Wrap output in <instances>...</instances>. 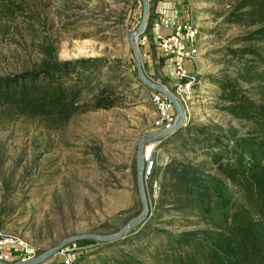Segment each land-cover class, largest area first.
<instances>
[{"label": "rangeland", "instance_id": "1", "mask_svg": "<svg viewBox=\"0 0 264 264\" xmlns=\"http://www.w3.org/2000/svg\"><path fill=\"white\" fill-rule=\"evenodd\" d=\"M239 1L146 0V43L138 45L141 69L180 104L183 122L145 146L153 147L146 156L152 167L144 168L143 177L147 217L112 242L68 244L63 250L72 264H153L181 237H227L225 217L240 194L212 156L246 170L260 153L253 126L222 111L219 98L221 82L248 88L237 79L245 58L235 52L246 46L262 49L239 41L256 27L228 24ZM142 16L141 0L0 1V80L65 71L83 103L92 104L101 92L116 103L75 115L59 128L0 110L4 263L30 261L68 237L117 233L141 214L138 145L145 135L170 128L177 116L173 106L160 128L153 98L167 97L138 79L129 38ZM185 23L196 29L198 55L186 62L188 76L180 83L171 62L156 49L154 34ZM6 237L13 242L1 244ZM59 253L38 264H63Z\"/></svg>", "mask_w": 264, "mask_h": 264}, {"label": "trees", "instance_id": "2", "mask_svg": "<svg viewBox=\"0 0 264 264\" xmlns=\"http://www.w3.org/2000/svg\"><path fill=\"white\" fill-rule=\"evenodd\" d=\"M227 21L256 27L239 41L258 43L262 48L246 46L235 52L245 58L237 79L248 86L247 89L234 83H219L221 110L253 126L260 153L246 170L227 162L223 164L217 154L212 156L218 171L240 194L225 217L227 237L216 241L181 237L170 242L153 264H264V0H240ZM68 77L61 71L22 73L2 79L0 110L11 116L38 117L53 128H59L75 115L116 106L113 97L104 92L92 104L83 103L80 89L68 84ZM110 264L142 263L122 260Z\"/></svg>", "mask_w": 264, "mask_h": 264}, {"label": "water", "instance_id": "3", "mask_svg": "<svg viewBox=\"0 0 264 264\" xmlns=\"http://www.w3.org/2000/svg\"><path fill=\"white\" fill-rule=\"evenodd\" d=\"M141 1L143 4V16H142L141 24L133 32V34L129 38V44L133 49V55H134L138 79L147 88L154 90L157 93H163L167 97V99L172 103V105L174 106L176 113H177L176 119L170 128L145 135L141 139V141L138 145L136 161H137V168H138L139 197H140V201L142 204V212L136 219H134L129 224L124 226L117 233H114L111 235H106V236L84 234V235H79V236L68 237V238L64 239L61 243H59L57 246L49 249L48 251H46V252L42 253L41 255L35 257L34 259H32L30 261H21V262H17L14 264H38V263H42V262L52 258L53 256H55L60 250H62L68 244L78 242V241H82V240H86V239H93V240H97V241L103 242V243L112 242L113 240L119 238L126 230H128L129 228H131L135 224L142 222L148 215L147 201H146L145 191H144V186H143V177H144V168H145L144 165H145V159L147 158L144 154L145 146L149 142V140L154 139V138H161V137L166 136L167 134H170L173 131H175V129L177 127H179V125L183 122V111L181 109L180 104L173 98V96L170 94V92L164 86H161L159 84H155V83L149 81L147 78H145L143 71L141 69L139 55H138V47L135 43L136 38L140 37L145 32L146 27H147V2H146V0H141ZM0 264H8V263H4L3 261L0 260Z\"/></svg>", "mask_w": 264, "mask_h": 264}, {"label": "built area", "instance_id": "4", "mask_svg": "<svg viewBox=\"0 0 264 264\" xmlns=\"http://www.w3.org/2000/svg\"><path fill=\"white\" fill-rule=\"evenodd\" d=\"M155 46L160 55L171 62L173 72L177 80L182 83L187 78L186 62L193 60L198 55V47L196 45V29L192 25L185 23L182 26L173 29L169 34H157L154 38ZM136 45L144 46L146 36L138 37ZM188 85V83L186 84ZM153 103L157 111V125L161 128L166 122L168 112L173 109V105L169 100L153 98ZM149 158V157H148ZM146 158V162L148 161ZM150 159V158H149ZM146 171H150L152 161L147 162ZM13 239L6 237L1 244L12 243ZM22 245V244H21ZM63 264H72L73 257L65 250L59 251Z\"/></svg>", "mask_w": 264, "mask_h": 264}, {"label": "crops", "instance_id": "5", "mask_svg": "<svg viewBox=\"0 0 264 264\" xmlns=\"http://www.w3.org/2000/svg\"><path fill=\"white\" fill-rule=\"evenodd\" d=\"M165 29H167V27H165ZM171 27H170V29L169 30H167V31H160V30H157L156 31V33L154 34V35H157V34H162V35H166V34H169L170 32H171Z\"/></svg>", "mask_w": 264, "mask_h": 264}, {"label": "bare ground", "instance_id": "6", "mask_svg": "<svg viewBox=\"0 0 264 264\" xmlns=\"http://www.w3.org/2000/svg\"><path fill=\"white\" fill-rule=\"evenodd\" d=\"M138 52H139V48H138ZM152 148H153L152 146L145 147V149H144L145 156H147L149 154V152L152 150Z\"/></svg>", "mask_w": 264, "mask_h": 264}]
</instances>
